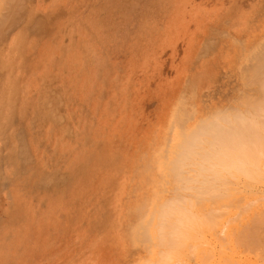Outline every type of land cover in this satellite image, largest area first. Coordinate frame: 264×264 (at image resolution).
Wrapping results in <instances>:
<instances>
[{"label":"rangeland","instance_id":"obj_1","mask_svg":"<svg viewBox=\"0 0 264 264\" xmlns=\"http://www.w3.org/2000/svg\"><path fill=\"white\" fill-rule=\"evenodd\" d=\"M170 3L15 0L0 11V264H101L122 237L135 264H157L142 214L157 205L145 198L165 146L154 92L187 72L170 104L187 90L186 111L238 104L236 57L264 23V0H188L168 26ZM202 8L220 22L196 32Z\"/></svg>","mask_w":264,"mask_h":264},{"label":"bare ground","instance_id":"obj_2","mask_svg":"<svg viewBox=\"0 0 264 264\" xmlns=\"http://www.w3.org/2000/svg\"><path fill=\"white\" fill-rule=\"evenodd\" d=\"M14 1L0 0V11L6 9L5 5L10 10ZM158 1L165 2L166 7L171 5V0ZM187 1L176 0L169 7L178 14L169 18L168 26L183 21L186 12L181 5ZM212 13L217 15L215 8L193 10L196 32L204 21L220 22L219 16ZM259 26L248 39H243L249 44L236 57L246 75L240 84L238 104L224 109L219 107V101H214L212 104L218 102V107H196L189 112L185 101L193 91L188 90L181 92L175 104H170L178 91L179 78L187 72L177 73L154 92L158 104L153 123L162 125L165 146L161 147L162 162L155 166L154 180L145 198L150 203L155 200L157 205L149 210L147 206L142 214L150 217L151 253L157 256V264H187L193 247H197L198 251L193 252L198 254L191 253L189 258L193 254L191 260L196 256L199 264H207L211 259L208 264H264V23ZM192 40L186 65L191 64L197 52ZM210 49L203 45L200 54ZM251 87L256 94L249 92ZM185 112L189 118L184 116ZM167 116L169 121L164 122ZM151 124L143 130L146 134ZM198 134L205 142L195 155L189 156L193 137ZM127 241L122 237L119 249L103 256L109 261L101 264H135L138 259Z\"/></svg>","mask_w":264,"mask_h":264},{"label":"clouds","instance_id":"obj_3","mask_svg":"<svg viewBox=\"0 0 264 264\" xmlns=\"http://www.w3.org/2000/svg\"><path fill=\"white\" fill-rule=\"evenodd\" d=\"M204 142H205L204 137L202 135L198 134V135L194 136L193 137V150H192V152L189 153V156L195 155L199 151L200 147L203 145ZM209 163H212V161H209ZM237 163L242 165L244 162L238 161ZM174 207H176V206L174 205Z\"/></svg>","mask_w":264,"mask_h":264}]
</instances>
